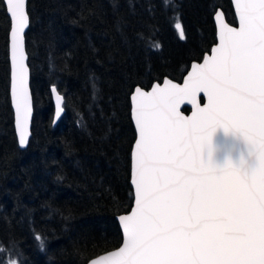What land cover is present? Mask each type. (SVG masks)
<instances>
[{"label": "trees", "instance_id": "trees-1", "mask_svg": "<svg viewBox=\"0 0 264 264\" xmlns=\"http://www.w3.org/2000/svg\"><path fill=\"white\" fill-rule=\"evenodd\" d=\"M217 8L236 24L230 0H27L33 117L21 150L9 99L10 21L0 0L3 264H86L119 246L116 216L133 199L130 95L165 77L180 82L216 42ZM156 41L158 49L149 46ZM53 86L64 97L56 124Z\"/></svg>", "mask_w": 264, "mask_h": 264}, {"label": "snow or ice", "instance_id": "snow-or-ice-1", "mask_svg": "<svg viewBox=\"0 0 264 264\" xmlns=\"http://www.w3.org/2000/svg\"><path fill=\"white\" fill-rule=\"evenodd\" d=\"M232 3L239 26L216 12L218 43L202 63L191 65L182 84L165 78L150 91L138 86L131 94L135 204L118 217L121 246L92 264H264V0ZM3 4L23 148L32 113L25 63L30 16L27 0ZM174 20L179 38L186 39L179 17ZM149 46L160 47L158 41ZM51 92L58 119L64 97L55 86ZM182 105L191 107V115Z\"/></svg>", "mask_w": 264, "mask_h": 264}, {"label": "water", "instance_id": "water-1", "mask_svg": "<svg viewBox=\"0 0 264 264\" xmlns=\"http://www.w3.org/2000/svg\"><path fill=\"white\" fill-rule=\"evenodd\" d=\"M230 2H231V6H232V9H233V12H234V16H235L236 24H235V25L229 24V23L226 21V19H225V16H224L223 11H222L220 8H217L216 11H215V13H214V15H213V22H214V26H215V36H216V42H215V44L218 43V38H217V22H216V20L214 19L215 14H216L217 11H220V12L223 14V19H224V22H225V23L229 24V25L232 26V27H238V26H239V23H238V17H237V15H236L235 8H234V5H233V3H232V0H230ZM4 7H5V6H4ZM26 8H27V4H26ZM5 11H6V10H5ZM6 14H7V12H6ZM7 16H8V14H7ZM8 18H9V16H8ZM9 21H10V20H9ZM27 29H28V28H27ZM27 29H25V33H26ZM9 31H10V27H9ZM9 31H8L9 99H10V105H11L12 112H13V126H14L15 136H16V139H17V144H18L19 149L24 150V149L27 148L28 143H27V145H26L25 147H23V148L20 147V145H19V137H18V133H17V130H16V124H15V109H14V106H13V103H12V98H11V44H10V35H9ZM215 44H214L213 46H215ZM213 46H212V47H213ZM212 47H211V48H212ZM211 48H210L209 52H207V53H205V54L203 55V57H204L205 55H211ZM25 54H26V57H27L25 63H26V65H27V69H28V87H29V92H30V95H31V101H32V94H31V88H30V70H29L28 63H27L28 56H27V53H26V49H25ZM203 57H202L201 60H199V61H193V62L190 63L188 70H187L186 73L183 75V77H182V79H181L180 82H177V81H174V80H172V81H173L174 83L182 84V83H183V80H184V78L187 76L188 72L191 71V65H192L193 63H202V62H203ZM165 78H167V77H165ZM165 78H164V79H165ZM164 79H163L161 82H159V84L162 85ZM167 79H169V78H167ZM170 80H171V79H170ZM157 83H158V82H154V83H153L148 89H144V90H145V91H150L151 88H152V86H153L154 84H157ZM135 87H138V86H135ZM135 87H134V89H135ZM51 88H52V87H51ZM51 88H50V92H51ZM134 89H133L132 93L134 92ZM132 93H131V94H132ZM51 96H52V100H53V104H54L53 124H56V123L59 121V119H60L62 113H61L60 117L57 119L56 116H55V111H56V109H55V104H56V100H55V95H54L52 92H51ZM130 97H131V95H130ZM201 98H202V103H203V102H206V98L203 97V94H201ZM131 107H132V105H131V99H130V118H131V122H132V124H133L134 130H135V124H134V121H133V119H132V115H131ZM183 108H188V112H187V113L184 112L185 115H191V107H190L189 105H185V106L182 105V106H181V111H182V112H183ZM32 117H33V102H32V113H31V118H30V121H29V124H28V142H29V139H30V136H31ZM135 139H136V130H135ZM135 139H134V141H133V144H132V147H131V151H132V148H133V145H134ZM130 184H131V152H130ZM131 187H132L133 199H132V204H131V207H130L129 211L126 212V213L119 214V215L116 216V221H117V223H118V225H119V228H120V230H121V234H122V229H121V226H120V223H119V219H118V217L121 216V215H127V214H129V213L131 212L132 208L134 207V204H135V200H134V187L132 186V184H131ZM122 240H123V234H122V239H121V243L119 244V246H117L116 248H113V249H111V250H108V251H106V252H103V253H101V254H99V255H97V256H94L93 258L89 259V260L86 262V264H92V261L97 260L100 256L105 255V254H107L108 252H111V251H113V250L119 248V247L121 246V244H122Z\"/></svg>", "mask_w": 264, "mask_h": 264}]
</instances>
